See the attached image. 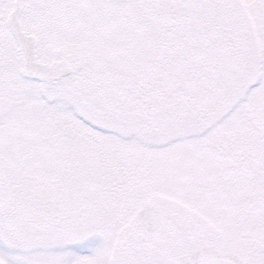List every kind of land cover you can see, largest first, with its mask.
Wrapping results in <instances>:
<instances>
[{
  "label": "snow or ice",
  "instance_id": "1",
  "mask_svg": "<svg viewBox=\"0 0 264 264\" xmlns=\"http://www.w3.org/2000/svg\"><path fill=\"white\" fill-rule=\"evenodd\" d=\"M0 264H264V0H0Z\"/></svg>",
  "mask_w": 264,
  "mask_h": 264
}]
</instances>
